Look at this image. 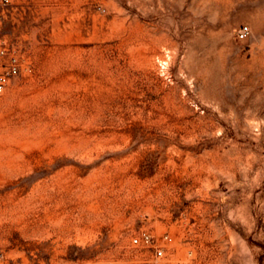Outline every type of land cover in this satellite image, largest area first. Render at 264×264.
I'll use <instances>...</instances> for the list:
<instances>
[{"label": "rangeland", "instance_id": "obj_1", "mask_svg": "<svg viewBox=\"0 0 264 264\" xmlns=\"http://www.w3.org/2000/svg\"><path fill=\"white\" fill-rule=\"evenodd\" d=\"M0 27V264H149L143 233L264 264V0H10Z\"/></svg>", "mask_w": 264, "mask_h": 264}, {"label": "built area", "instance_id": "obj_2", "mask_svg": "<svg viewBox=\"0 0 264 264\" xmlns=\"http://www.w3.org/2000/svg\"><path fill=\"white\" fill-rule=\"evenodd\" d=\"M9 3L10 0H0V6H6ZM250 35L251 28L248 25H242L236 32V37L239 40H247ZM19 73L20 64L18 60L9 53L6 41L0 37V95L6 91L10 85L11 79L17 77ZM172 241L173 238L169 234H165L162 237V241H159L150 233H143L133 239L135 244H149V247L153 251V261L149 264H168L164 262L166 255L163 243H171ZM0 257L3 259L4 255L1 254Z\"/></svg>", "mask_w": 264, "mask_h": 264}, {"label": "bare ground", "instance_id": "obj_3", "mask_svg": "<svg viewBox=\"0 0 264 264\" xmlns=\"http://www.w3.org/2000/svg\"><path fill=\"white\" fill-rule=\"evenodd\" d=\"M84 208H85V207H84ZM87 208H90V209L92 208V209H93V207H87ZM96 208H97V207H96ZM85 209H86V208H85ZM85 209H84V210H85ZM90 209H89V210H90ZM94 209H95V208H94ZM107 209H108V208H107ZM96 210H97V209H96ZM94 211H95V210H94ZM88 212H89V211H88ZM108 212H110L109 209H108ZM83 214H84V213H83ZM86 216H87V215H86ZM86 216H85V217H86ZM82 217H83V216H82ZM82 217H81V218H82ZM88 217H89V218H92V219H93V218H94V219H98L100 216L97 215V214H94V213H93V214L90 213V215H89ZM86 218H87V217H86ZM83 221H84V220H83ZM80 222H81V221H80ZM91 222H92V221H91ZM67 223H69V222H67ZM78 223H79V221H78ZM75 224H76V223H75ZM78 225H79V224H78ZM78 225H76V226H78ZM72 226H75V225H72ZM66 228H67V227H66ZM75 228H76V227H75ZM79 228H80V227H79ZM68 230H69V229H68Z\"/></svg>", "mask_w": 264, "mask_h": 264}]
</instances>
